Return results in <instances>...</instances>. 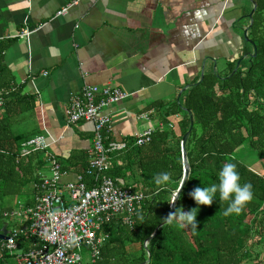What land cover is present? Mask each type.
<instances>
[{
  "label": "trees",
  "instance_id": "obj_1",
  "mask_svg": "<svg viewBox=\"0 0 264 264\" xmlns=\"http://www.w3.org/2000/svg\"><path fill=\"white\" fill-rule=\"evenodd\" d=\"M254 4L247 37L256 49L255 58L251 59L253 49L244 42L242 56L228 64L223 76L212 70L204 73L202 80L188 85L177 100L161 110L160 127L154 129L148 144L138 147L129 138L124 149L107 152L110 168L106 175L119 185L128 178L143 199L132 228L117 219L105 224L107 238L98 260L79 264H264L260 260L264 253V173L234 156L246 145L264 163V0H254ZM4 50L1 46L0 90L7 95L0 111V230L10 221L3 214L13 209L2 206V201L15 198L16 205L20 204L27 188L37 183L39 172L47 167L45 152L21 157L22 146L33 135H14L13 127L33 112L36 104L35 98L23 95V87L14 85L8 76L1 64ZM190 118L192 127L185 145L189 175L173 213L177 208L188 212L198 207L195 233L191 226L181 227L175 217L166 223L182 180L180 143L190 128ZM111 141L105 139L106 149ZM88 159L72 157L61 171L73 168L90 189L96 174L89 169ZM226 162L237 164L241 182L250 183L254 193L239 214L228 216L223 214L228 202L217 198L211 205H197L189 195L196 187L218 183V172ZM160 172L171 174L164 185L153 179ZM19 244L26 246L27 252L34 241L25 233L17 240L18 249ZM8 257L0 251V264Z\"/></svg>",
  "mask_w": 264,
  "mask_h": 264
},
{
  "label": "crops",
  "instance_id": "obj_2",
  "mask_svg": "<svg viewBox=\"0 0 264 264\" xmlns=\"http://www.w3.org/2000/svg\"><path fill=\"white\" fill-rule=\"evenodd\" d=\"M70 1L0 0L1 64L36 104L13 133L36 137L47 131L52 142L48 139L46 154L61 168L72 157H90L93 123L67 126L64 119L82 87L117 88L129 95L104 111L111 120L105 139L125 144L160 127L161 110L201 75L223 72L242 56L243 32L251 27L248 16L254 9V0H80L56 18ZM37 26L42 28L27 42L18 38L25 28ZM247 166L264 173L256 157ZM74 171L63 172L61 185L76 179ZM40 174L48 175V167ZM27 189L15 207L31 204L33 190ZM25 247L21 244L15 255Z\"/></svg>",
  "mask_w": 264,
  "mask_h": 264
},
{
  "label": "built area",
  "instance_id": "obj_3",
  "mask_svg": "<svg viewBox=\"0 0 264 264\" xmlns=\"http://www.w3.org/2000/svg\"><path fill=\"white\" fill-rule=\"evenodd\" d=\"M80 0H71L62 7L55 17H64L76 7ZM42 27L25 28L18 38L29 40L30 36ZM46 76V74H43ZM7 92L0 90V111L3 108ZM129 97L125 92L110 87L84 86L73 96L64 111L67 126L82 122L93 123V139L89 169L96 174L95 185L88 189L79 176L73 182L61 185L64 175L58 161L49 154L46 158L48 175H39L37 183L32 185L33 196L29 206H18L9 214H3L14 225L7 227V239L0 242V251L14 257L15 264H79L80 252L85 250L90 262L99 258V252L107 236L103 226L113 219L128 228L133 226L136 210L142 202V195L132 185L122 186L115 183L106 172L109 170L106 154L108 151L124 149L125 144L110 143L105 148V134L111 120L104 111L118 105ZM147 119V115H142ZM154 129H147L134 136L136 146H144L151 140ZM50 139L47 131L31 138L22 146L21 157L32 152H47ZM54 143V142H53ZM27 233L34 241L33 247L24 253L18 251L17 240Z\"/></svg>",
  "mask_w": 264,
  "mask_h": 264
},
{
  "label": "clouds",
  "instance_id": "obj_4",
  "mask_svg": "<svg viewBox=\"0 0 264 264\" xmlns=\"http://www.w3.org/2000/svg\"><path fill=\"white\" fill-rule=\"evenodd\" d=\"M169 172H160L154 176L157 185H164L169 181ZM178 194V193H177ZM253 186L250 183H242L237 164L226 162L218 172V183H213L206 187H196L189 195L197 205H211L217 198L220 202H228L223 214H239L243 206L253 198ZM199 208H193L185 212L182 208H177L174 213H170L167 218L175 217L181 227L191 226L193 233L197 229V214Z\"/></svg>",
  "mask_w": 264,
  "mask_h": 264
},
{
  "label": "water",
  "instance_id": "obj_5",
  "mask_svg": "<svg viewBox=\"0 0 264 264\" xmlns=\"http://www.w3.org/2000/svg\"><path fill=\"white\" fill-rule=\"evenodd\" d=\"M253 10L251 11V13L249 14V19H250V25L252 24V16L254 14V11H255V4H253ZM247 32H248V29L247 30H244L243 32V40L244 42H248V44L252 47L253 49V54L251 55V59L255 58L256 56V49L253 45V43L251 41H249L248 37H247ZM239 66V62L237 63L236 65V68H238ZM203 78V75H201L200 77V80H202ZM181 93L178 95V98L180 97ZM191 127H192V120L190 118V128L189 130L185 133V135L183 136L182 140H181V143H180V151H181V160H182V167H183V173H182V180L180 182V185L176 191V193L173 195L172 197V201H171V205H170V209H171V213H173L174 211V208H175V205L178 201V198L180 196V193L182 191V189L184 188L185 184H186V181H187V178H188V175H189V166H188V163H187V159H186V152H185V145H186V142H187V139L190 135V130H191ZM178 193V194H177ZM170 220V218L166 221V223H168ZM7 234H8V230H7V224H4L0 230V242H4L6 239H7Z\"/></svg>",
  "mask_w": 264,
  "mask_h": 264
},
{
  "label": "rangeland",
  "instance_id": "obj_6",
  "mask_svg": "<svg viewBox=\"0 0 264 264\" xmlns=\"http://www.w3.org/2000/svg\"><path fill=\"white\" fill-rule=\"evenodd\" d=\"M225 71L226 70H224L222 72L219 70L218 72H220V74L223 76L226 73ZM244 146H246V145H244ZM234 156L237 157L242 163H245L246 165H248L251 161L255 160L254 153L252 151H249L246 148L239 149L238 151H236L234 153ZM10 205L15 207V205H16V199L15 198H6L2 201V206H10ZM5 223L8 224L9 227L13 224V222H11V221H5ZM80 256L82 257V263H88L90 261L89 255L85 250H82L80 252ZM260 260H264V253L261 254ZM7 261H8V264H14V261L11 260L10 258H8Z\"/></svg>",
  "mask_w": 264,
  "mask_h": 264
}]
</instances>
